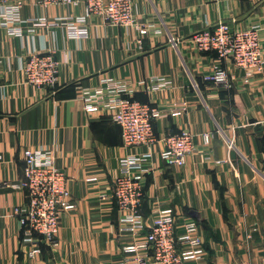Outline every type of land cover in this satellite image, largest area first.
<instances>
[{"label": "crops", "instance_id": "obj_1", "mask_svg": "<svg viewBox=\"0 0 264 264\" xmlns=\"http://www.w3.org/2000/svg\"><path fill=\"white\" fill-rule=\"evenodd\" d=\"M21 2L26 21L14 27L22 28L23 35L0 26V80L6 85L0 94V177L21 183L25 150L49 147L55 164L67 172L76 206L62 219L58 246L42 243V253L30 258L13 212L27 201V191L0 187V264H114L127 255L125 245L143 238L120 231L121 214L111 194L121 158L145 148L124 146L122 129L110 115L85 111L79 98L78 86H94L103 76L130 80L134 98L164 111L175 102L188 104L182 114L155 123L158 143L142 205L147 229L161 209L172 207L177 215L200 223L205 264H261L264 70L246 83L244 70L224 62L232 87L218 88L205 80L217 63L216 53L199 52L191 39L218 21L234 29L259 24L264 49V0H133L137 19L161 32L140 35L91 17L81 23L89 30L82 39L69 37L66 25H37L30 31L28 20H75L84 12L83 4ZM171 36L177 38L176 46ZM49 50L61 61L57 85L28 84L21 63ZM154 76L170 79L172 87L151 91L138 84ZM182 130L194 133V152L184 167L168 165L159 152L168 134ZM204 133L211 134L210 145H205Z\"/></svg>", "mask_w": 264, "mask_h": 264}, {"label": "built area", "instance_id": "obj_2", "mask_svg": "<svg viewBox=\"0 0 264 264\" xmlns=\"http://www.w3.org/2000/svg\"><path fill=\"white\" fill-rule=\"evenodd\" d=\"M44 5L63 4L84 5V12L75 17L64 16L55 20L45 17L28 20L37 25H66L71 38L82 39L89 36L87 27L81 25L91 17L102 18L110 25L134 29L140 35H147L152 30L151 24L140 22L133 7V0H41ZM21 0H0V26L9 28L11 35H23ZM28 29V30H29ZM263 27L253 24L234 29L224 21H218L192 36V44L199 52H213L217 63L205 76V80L218 88H231L230 72L222 65L232 62L245 71L244 81L251 83L256 72L264 70V49L261 32ZM161 32L160 29H154ZM142 47V39H137ZM170 42L176 46L178 40L171 36ZM21 61V58H20ZM61 61L54 51L35 52L21 63L20 68L28 84L49 88L57 85ZM138 84L147 90L158 91L172 87V81L162 76L141 80ZM6 85L0 80V94ZM79 98L84 110L89 113L107 112L111 119L122 129L124 146L145 148L144 152L121 158L119 175L113 183L111 197L120 211V231L132 237L143 238L128 243L123 247L127 255L114 264H205L207 249L200 232V223L193 218L177 215L172 207L161 209L153 218L150 229L146 227L142 213L144 187L147 174L152 169V160L158 138L155 132L157 120L172 115H180L187 110L186 101H179L166 111L145 103L132 95L131 81L103 76L90 87H81ZM1 97V96H0ZM195 135L189 130H182L165 137L164 148L159 152L160 159L168 165L184 167L188 156L194 152ZM205 145H210L211 134L204 133ZM232 145V142L230 143ZM1 158V157H0ZM210 158V155H209ZM25 178L21 183L12 184L0 177V187L14 186L26 189L27 201L17 205L13 212L19 217L24 230L23 245L30 258L42 253V243L58 246L61 222L69 210L75 208L71 199L69 177L64 169L55 164V156L49 147L40 146L24 152ZM102 199L107 195H102ZM261 264H264V256Z\"/></svg>", "mask_w": 264, "mask_h": 264}]
</instances>
